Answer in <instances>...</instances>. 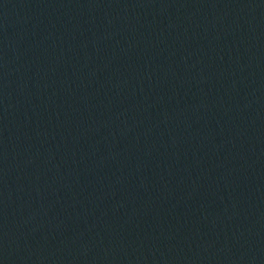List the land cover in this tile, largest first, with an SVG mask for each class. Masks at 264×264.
Here are the masks:
<instances>
[{
    "label": "water",
    "instance_id": "water-1",
    "mask_svg": "<svg viewBox=\"0 0 264 264\" xmlns=\"http://www.w3.org/2000/svg\"><path fill=\"white\" fill-rule=\"evenodd\" d=\"M0 264H264V0H0Z\"/></svg>",
    "mask_w": 264,
    "mask_h": 264
}]
</instances>
